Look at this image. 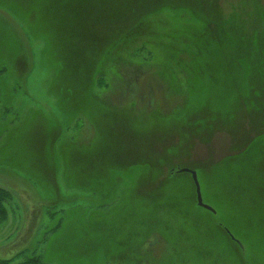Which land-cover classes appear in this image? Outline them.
I'll return each mask as SVG.
<instances>
[{
    "label": "rangeland",
    "instance_id": "1",
    "mask_svg": "<svg viewBox=\"0 0 264 264\" xmlns=\"http://www.w3.org/2000/svg\"><path fill=\"white\" fill-rule=\"evenodd\" d=\"M0 188L12 264H264V0H0Z\"/></svg>",
    "mask_w": 264,
    "mask_h": 264
},
{
    "label": "water",
    "instance_id": "2",
    "mask_svg": "<svg viewBox=\"0 0 264 264\" xmlns=\"http://www.w3.org/2000/svg\"><path fill=\"white\" fill-rule=\"evenodd\" d=\"M179 173H187V174H190L191 177H192V180L194 182V185H195V190H196V200H197V204L200 208H203L207 211H210L212 212L213 214L216 213L215 209H213L211 206L207 205L205 202H204V199H203V196H202V191H201V185H200V182H199V179H198V174L195 170L193 169H189V168H183V169H180L178 171ZM232 239H234V237L232 236Z\"/></svg>",
    "mask_w": 264,
    "mask_h": 264
},
{
    "label": "trees",
    "instance_id": "3",
    "mask_svg": "<svg viewBox=\"0 0 264 264\" xmlns=\"http://www.w3.org/2000/svg\"><path fill=\"white\" fill-rule=\"evenodd\" d=\"M178 174H183V173H178ZM185 174H187V173H185ZM9 196H10V194L7 193L4 188H0V203H3L4 199L6 197H9ZM201 209H203V208H201ZM203 210H205V209H203ZM205 211L207 212V210H205ZM219 225L224 230V232L226 234H228V236L230 238V241L234 244V246H239L240 247V243L237 240L232 239L231 233L225 228V226L223 227L222 224H219ZM240 251H242L241 248H240ZM0 264H12V261L11 260H0ZM24 264H38V263L33 258V259L26 260V262Z\"/></svg>",
    "mask_w": 264,
    "mask_h": 264
}]
</instances>
